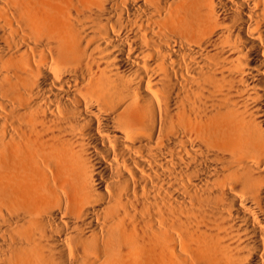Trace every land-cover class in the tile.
Listing matches in <instances>:
<instances>
[{
  "label": "bare ground",
  "instance_id": "bare-ground-1",
  "mask_svg": "<svg viewBox=\"0 0 264 264\" xmlns=\"http://www.w3.org/2000/svg\"><path fill=\"white\" fill-rule=\"evenodd\" d=\"M0 264H264V0H0Z\"/></svg>",
  "mask_w": 264,
  "mask_h": 264
}]
</instances>
